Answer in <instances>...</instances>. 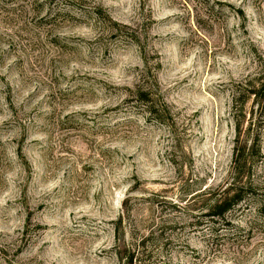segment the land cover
Returning a JSON list of instances; mask_svg holds the SVG:
<instances>
[{"label":"rangeland","instance_id":"rangeland-1","mask_svg":"<svg viewBox=\"0 0 264 264\" xmlns=\"http://www.w3.org/2000/svg\"><path fill=\"white\" fill-rule=\"evenodd\" d=\"M263 68L264 0H0V264H264L252 97L255 193L202 215Z\"/></svg>","mask_w":264,"mask_h":264},{"label":"trees","instance_id":"trees-1","mask_svg":"<svg viewBox=\"0 0 264 264\" xmlns=\"http://www.w3.org/2000/svg\"><path fill=\"white\" fill-rule=\"evenodd\" d=\"M234 91L233 112L235 120L236 139L233 147V175L229 182L221 192H210V189L203 192L207 195V202L203 206L205 210L202 214L209 220L215 221L219 218L223 219L227 212L240 204L245 197L254 195L255 188L250 180L249 168L250 163L260 155V143L258 133H251L249 142L240 141L242 136V125L245 113H243V104L245 99L253 98V101L264 110V68L261 69L253 78L244 82ZM150 93L145 90H135L128 99H134L143 105L147 115L151 116L155 121H162L163 114L160 109L156 108L154 102L150 99ZM241 116V117H239ZM250 134V131H248ZM260 212H264V191H261Z\"/></svg>","mask_w":264,"mask_h":264}]
</instances>
